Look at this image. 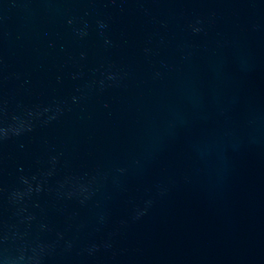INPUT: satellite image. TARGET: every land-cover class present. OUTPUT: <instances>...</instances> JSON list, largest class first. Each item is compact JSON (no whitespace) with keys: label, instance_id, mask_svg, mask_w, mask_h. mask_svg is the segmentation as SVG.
Instances as JSON below:
<instances>
[{"label":"water","instance_id":"1","mask_svg":"<svg viewBox=\"0 0 264 264\" xmlns=\"http://www.w3.org/2000/svg\"><path fill=\"white\" fill-rule=\"evenodd\" d=\"M0 264H264V0H0Z\"/></svg>","mask_w":264,"mask_h":264}]
</instances>
